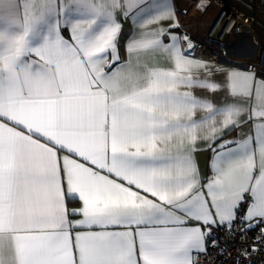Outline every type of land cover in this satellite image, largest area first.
Instances as JSON below:
<instances>
[{"label":"snow or ice","instance_id":"obj_1","mask_svg":"<svg viewBox=\"0 0 264 264\" xmlns=\"http://www.w3.org/2000/svg\"><path fill=\"white\" fill-rule=\"evenodd\" d=\"M118 10L173 23L130 33L122 61ZM172 28L168 0H0V264H192L220 228L244 242L259 225L264 242V79L227 73L247 108L197 98L220 85ZM157 54L170 66H150ZM245 112L254 135L224 140Z\"/></svg>","mask_w":264,"mask_h":264},{"label":"crops","instance_id":"obj_2","mask_svg":"<svg viewBox=\"0 0 264 264\" xmlns=\"http://www.w3.org/2000/svg\"><path fill=\"white\" fill-rule=\"evenodd\" d=\"M244 5L249 0H238ZM174 16L175 22H178L179 28H172L171 31L180 36L187 35L192 37L197 43H201L202 47L198 48L194 45L190 52V56L196 60L207 61L212 68V72L205 73L203 71L194 73L201 79L207 77L209 80L220 85L219 90L210 92L208 90L194 88L190 91L194 96L200 99H207L216 107H222L226 104H241L247 108L248 105L243 104L237 97L229 95L227 87V73L231 70H238L242 72H249L246 70L248 63H257L259 65L256 72L258 79H264V31L259 26L260 36H230L224 39V44H218L214 40V35L218 31L224 14L222 5L216 0H168ZM246 6V5H245ZM117 19L122 24L121 43H120V56L122 61L128 60V54L126 52V42L130 33H136L147 31L154 28L163 27L169 29V26L173 23L172 20H162L159 24L148 25L145 29L135 27L131 19H122L121 12H116ZM67 37V32L64 33ZM167 39V37H165ZM186 48V45H185ZM209 48L220 51L225 49L227 54L226 58L220 61H213L209 55ZM144 59V57H141ZM150 66L169 67L167 59L159 54L146 58ZM180 91H186L183 87ZM207 113L201 110H197L193 119L200 120ZM248 113L240 118L241 121L247 120ZM219 120V118H218ZM259 121L247 120V122H241L240 126L233 131H229L224 135V140H242L249 135H254V124ZM208 133V128L201 129L199 135L201 139L197 142L198 151L194 153L195 161L199 167L200 179L202 182H207L213 176V171L210 167L213 153L207 148V141L203 139L205 134ZM64 153H61L63 156ZM259 159L257 155V160ZM82 206L78 200L68 204L69 209H79ZM81 217H73L74 220ZM260 229L258 225L254 230ZM99 230V229H93Z\"/></svg>","mask_w":264,"mask_h":264},{"label":"built area","instance_id":"obj_3","mask_svg":"<svg viewBox=\"0 0 264 264\" xmlns=\"http://www.w3.org/2000/svg\"><path fill=\"white\" fill-rule=\"evenodd\" d=\"M254 14L264 20V0H249L245 4ZM259 25L249 15H246L235 9H231L224 14L222 23L218 31L214 35V40L218 44H224V39L230 36H260ZM192 44L198 48L202 47L201 43H197L189 37ZM226 50L216 51L209 48V55L213 61H220L226 58ZM259 65L257 63H248L246 70L256 72ZM239 223V221L237 222ZM214 234L219 238V244L216 247H209L206 253L199 255L193 254L192 264H236V261L242 260L243 264H264V242L258 241L257 237L261 236L260 229L257 231H249L244 238V242L240 240V230L235 232V238L226 233L223 228L214 230ZM255 245L258 249L256 252L251 251V246ZM243 249L249 252L247 258H244L237 251Z\"/></svg>","mask_w":264,"mask_h":264},{"label":"water","instance_id":"obj_4","mask_svg":"<svg viewBox=\"0 0 264 264\" xmlns=\"http://www.w3.org/2000/svg\"><path fill=\"white\" fill-rule=\"evenodd\" d=\"M216 1L222 5L223 13H228L231 9L240 11L254 18L257 24L264 31V20L259 16H254L253 12L243 3L239 2L238 0H216Z\"/></svg>","mask_w":264,"mask_h":264}]
</instances>
